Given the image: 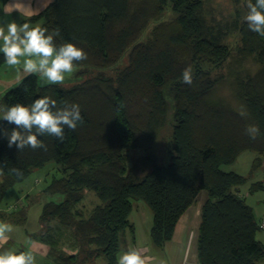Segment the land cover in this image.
<instances>
[{
	"label": "trees",
	"instance_id": "trees-1",
	"mask_svg": "<svg viewBox=\"0 0 264 264\" xmlns=\"http://www.w3.org/2000/svg\"><path fill=\"white\" fill-rule=\"evenodd\" d=\"M202 7L203 0H53L27 19L59 32L57 45L68 41L84 48L87 59L77 65L106 69L125 53L128 60L114 77L88 78L69 89L40 87L35 74L27 75L2 97L1 106L49 95L58 106L75 102L81 107L83 121L75 130L65 128L62 141L38 137L44 148L9 147L0 133V200L34 170L52 163L60 172L42 192L63 199L43 205L44 231L31 236L41 243L61 236L54 262L84 264L102 257L105 264H116L121 234L128 231L134 241L128 220L133 201L152 212L149 240L162 249L180 217L205 192L197 264H264V246L256 239L259 222L238 194L245 179L222 170L246 151L257 156L254 168L263 162L264 36L250 31L244 18L229 28L213 25ZM249 62L255 71L245 66ZM189 66L190 85L182 75ZM220 68L225 75L216 74ZM223 81L230 89L226 97L216 93ZM169 108L172 125L166 133ZM249 125L260 129L255 139L247 133ZM12 127L0 122V129ZM134 150L144 156L131 159L128 152ZM87 192L100 204L84 216L77 205ZM19 201L6 204L10 213L1 209V218L22 223L23 213L12 212ZM64 245L77 252L65 254Z\"/></svg>",
	"mask_w": 264,
	"mask_h": 264
},
{
	"label": "rangeland",
	"instance_id": "rangeland-1",
	"mask_svg": "<svg viewBox=\"0 0 264 264\" xmlns=\"http://www.w3.org/2000/svg\"><path fill=\"white\" fill-rule=\"evenodd\" d=\"M169 10V9H166ZM165 10V17L170 16ZM203 16L204 18L211 24L224 27L225 25L229 28V26L233 23H238L240 20L244 18L246 14V0H203ZM12 20L18 21L19 18L17 16H10ZM152 24L149 25V28L141 35V41L145 39L146 35L152 28ZM229 40L233 42L235 40V34L228 36ZM127 53L113 66L106 69H98V68H87L78 65L75 68V71L66 76L64 82L60 84H49L43 82L38 74L37 76L38 85L40 87L45 85H57L63 89H69L88 78L95 77H114L116 73L124 68L127 65ZM246 67H249L251 71H255V66H251V63H245ZM222 73L225 75V68H220L216 71V74ZM27 73L22 70L17 71L15 68L7 66L6 64L0 68V107L3 95L7 90L15 87L24 77H26ZM225 80V79H224ZM216 93L223 97L227 96L230 93V89L228 87V82L223 81L221 84H218L216 87ZM168 104H171L170 99L168 98ZM171 107V105H170ZM171 108H169L167 114V123H166V133L170 130L171 127ZM6 131H10V129H5ZM4 138L7 139L5 135ZM162 151L163 149L160 148ZM162 153V152H161ZM128 156L132 159H138L141 156H144V153L140 150L129 151ZM256 154L254 152L246 151L243 152L236 161L228 166H223L222 170L225 172H235L242 176L245 179V182L238 187V194L243 198L245 204H247L256 219L257 222L260 223L264 219V158L263 162L260 166L253 167L254 161L256 159ZM163 159V157L161 158ZM167 157H165L163 163L167 162ZM1 170H0V179H1ZM60 176V172L56 169L55 165L50 163L44 166L41 169L34 170L23 182L14 185L9 191L4 194L2 199L0 200V209H2V213L8 214L9 211L6 210L5 205L15 201L20 198L19 202L20 207L14 205L12 212L15 213L22 212L25 220L22 223H10L8 221H2L0 216V222L10 224L12 226V231L7 233L8 239L6 242L0 241V249L3 248H17L21 251L30 250L35 258L36 264H55L53 261V254L55 251L61 247L62 238L59 234L51 235L50 237H45L43 240L45 242H40L42 248V252L39 250H31L32 242L31 236H40L43 233V228L40 225V215L42 211V207L47 202H56L60 203L63 199L60 195H45L42 190L51 182L52 178H58ZM261 184L263 185L262 189H254L253 186ZM205 192L199 194L198 201L204 200ZM203 196V197H202ZM202 197V198H201ZM100 204V201L95 197L92 192H87L85 197L81 201L80 204L77 205V209L83 213L84 216L90 214L91 210ZM22 206H25L22 208ZM4 208V209H3ZM194 208V207H193ZM132 214L136 212L141 220L135 222L138 228V239L142 240V236L144 234L145 241L147 244L151 245L149 240V230L152 225V212L150 209L142 202L133 201V210ZM131 214V215H132ZM131 217V216H130ZM130 219V218H129ZM132 221V220H131ZM264 229H261L257 235L256 239L264 246V241L262 237L264 236ZM128 238V232H123L121 234L120 239V252H122L125 242ZM40 237H37L36 241H39ZM41 240V239H40ZM90 261V264L93 260ZM103 258H99L97 264H103ZM88 264V263H87ZM105 264V263H104Z\"/></svg>",
	"mask_w": 264,
	"mask_h": 264
},
{
	"label": "clouds",
	"instance_id": "clouds-1",
	"mask_svg": "<svg viewBox=\"0 0 264 264\" xmlns=\"http://www.w3.org/2000/svg\"><path fill=\"white\" fill-rule=\"evenodd\" d=\"M246 8L244 21L248 29L264 36V0H246ZM13 10L0 9L7 15H11ZM58 35L59 32L50 33L47 28L33 26L29 22L11 20L0 23V56L7 66L17 71L38 74L45 83L60 84L75 71L77 62L87 59V52L68 41L57 45L55 36ZM182 75L184 83L192 84L190 66ZM24 91L27 93L28 88L25 87ZM3 121L15 126L10 131L0 129V133L7 137L9 147L37 149L45 147L38 137L47 134L62 141L65 128L75 130L83 117L78 103L61 102L58 106V101L52 96L42 95L30 103L16 101L0 107V122ZM247 133L255 139L260 129L257 125H249ZM12 230L10 224L0 222V241L6 242L7 233ZM0 264H36V258L30 250L3 248L0 249ZM116 264H146V258L137 247H129L117 255Z\"/></svg>",
	"mask_w": 264,
	"mask_h": 264
},
{
	"label": "crops",
	"instance_id": "crops-1",
	"mask_svg": "<svg viewBox=\"0 0 264 264\" xmlns=\"http://www.w3.org/2000/svg\"><path fill=\"white\" fill-rule=\"evenodd\" d=\"M52 1L53 0H0V9L14 8L11 15L19 18L17 22L23 23L27 22L28 18L43 12ZM11 15H7L5 12L0 11V23L11 21ZM205 197L206 198L202 201H198L199 197H197L195 203L180 217L175 226L171 240L166 242L162 249L147 244L144 234L142 240L139 241L138 228L135 222L141 220V218L136 212L132 214V211V215H129L130 219L128 218V220L130 224L134 226V241L131 240V236L127 231L128 238L122 251L127 250L129 247H137L142 256L146 258V264H197V236L200 224V210L207 199L206 195ZM1 220L6 221L2 218ZM262 239L264 241V236ZM42 248L40 242H32L31 250H39L42 252ZM62 250L67 255H74L77 252V250L71 248L69 245H64ZM119 253L120 250L118 254ZM98 260L99 258L91 261V263L97 264ZM87 263L90 264V261L84 264ZM102 263L104 264L105 260ZM55 264L60 263L56 261ZM61 264L64 263L62 262ZM68 264L70 263L68 262Z\"/></svg>",
	"mask_w": 264,
	"mask_h": 264
},
{
	"label": "built area",
	"instance_id": "built-area-1",
	"mask_svg": "<svg viewBox=\"0 0 264 264\" xmlns=\"http://www.w3.org/2000/svg\"><path fill=\"white\" fill-rule=\"evenodd\" d=\"M13 208H14V206H13ZM0 212H1V209H0ZM259 227H260V229H264V220L260 221Z\"/></svg>",
	"mask_w": 264,
	"mask_h": 264
}]
</instances>
